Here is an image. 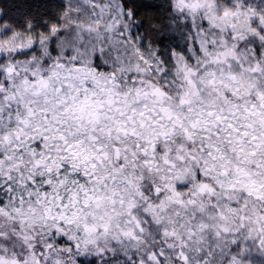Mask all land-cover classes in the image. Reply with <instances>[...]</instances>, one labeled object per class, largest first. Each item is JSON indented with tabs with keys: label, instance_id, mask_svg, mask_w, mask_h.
<instances>
[{
	"label": "snow or ice",
	"instance_id": "6c2138e0",
	"mask_svg": "<svg viewBox=\"0 0 264 264\" xmlns=\"http://www.w3.org/2000/svg\"><path fill=\"white\" fill-rule=\"evenodd\" d=\"M0 8V264H264V0Z\"/></svg>",
	"mask_w": 264,
	"mask_h": 264
},
{
	"label": "clouds",
	"instance_id": "9594fccd",
	"mask_svg": "<svg viewBox=\"0 0 264 264\" xmlns=\"http://www.w3.org/2000/svg\"><path fill=\"white\" fill-rule=\"evenodd\" d=\"M0 14H3V9L2 8H0Z\"/></svg>",
	"mask_w": 264,
	"mask_h": 264
}]
</instances>
